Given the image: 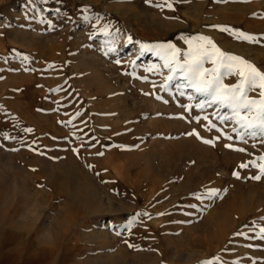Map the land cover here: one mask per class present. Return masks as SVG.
Segmentation results:
<instances>
[{
    "label": "rangeland",
    "instance_id": "rangeland-1",
    "mask_svg": "<svg viewBox=\"0 0 264 264\" xmlns=\"http://www.w3.org/2000/svg\"><path fill=\"white\" fill-rule=\"evenodd\" d=\"M162 2L0 0V264H264V142L153 47L182 63L203 36L264 72V45L220 30L264 36V0Z\"/></svg>",
    "mask_w": 264,
    "mask_h": 264
},
{
    "label": "snow or ice",
    "instance_id": "snow-or-ice-1",
    "mask_svg": "<svg viewBox=\"0 0 264 264\" xmlns=\"http://www.w3.org/2000/svg\"><path fill=\"white\" fill-rule=\"evenodd\" d=\"M34 0H29L33 3ZM46 2V0H44ZM167 6L172 8L169 0H163L159 7ZM49 23V30L52 29ZM107 32V26L103 29ZM221 31L230 32L240 41L248 42L254 45H264V36H256L246 34L242 31H233L230 28H222ZM131 38L129 37V41ZM192 40L198 42L192 44ZM188 41L190 51L183 53V62H179L177 57L181 56L179 50L172 45H155L153 47L159 49L158 55L165 58L164 67L168 69L169 73H181V79L185 81L183 85L178 87H187L192 89L198 96L205 99L195 105L197 109H204L206 105L210 106L216 104L221 108L230 110V116H220L221 121H230L235 127L232 131L236 134V139L245 141L246 138L259 139L264 142V72H261L252 63L232 54L222 52L213 41L207 37L197 36ZM141 52L148 49L147 45H141ZM109 52L115 51L114 48L109 47ZM170 56V59L168 58ZM27 60V57H24ZM210 62L213 67L206 68L204 65ZM119 63V61H117ZM228 75H237L239 77L238 83L234 85H226L222 82L223 77ZM174 79L173 75H168L165 82L161 85L162 90L167 89L168 84ZM259 89V99L249 98V93ZM183 94V93H181ZM156 99H160L159 96ZM191 99V97H189ZM192 106H186L185 111H188ZM183 119V117H180ZM208 121V128L213 127L207 116L203 117ZM30 131V130H28ZM188 135L195 136L198 140L202 139L195 131L188 133ZM9 137H5L8 139ZM226 139L232 140V136H225ZM204 144L214 145L212 140H202ZM225 148H230L235 151H244L242 148H233L231 144H225ZM15 150V149H14ZM75 151V150H74ZM103 155V153H98ZM260 163L251 162L252 167L258 168V174L250 177V179L260 181L264 178V155L259 157ZM240 168L249 167L248 164H241ZM233 176L240 179L237 172H233ZM209 199L218 196L216 190H208L203 195H196V199L202 200L204 197ZM130 227V225H128ZM259 233L264 236V227L259 228ZM241 233H236L240 235ZM133 247V245H129ZM203 264H215L214 261H206Z\"/></svg>",
    "mask_w": 264,
    "mask_h": 264
},
{
    "label": "bare ground",
    "instance_id": "bare-ground-1",
    "mask_svg": "<svg viewBox=\"0 0 264 264\" xmlns=\"http://www.w3.org/2000/svg\"><path fill=\"white\" fill-rule=\"evenodd\" d=\"M121 46V45H120ZM108 205V211L110 212L113 208L111 207L110 203L107 204ZM107 207V206H106ZM114 210V209H113ZM99 234V233H98ZM98 237H100V239H106L107 235L106 234H101Z\"/></svg>",
    "mask_w": 264,
    "mask_h": 264
}]
</instances>
